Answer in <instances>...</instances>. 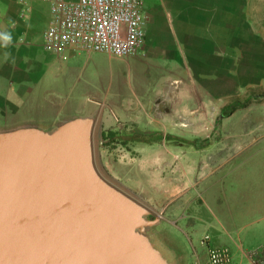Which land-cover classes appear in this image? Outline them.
<instances>
[{
  "label": "crops",
  "instance_id": "obj_1",
  "mask_svg": "<svg viewBox=\"0 0 264 264\" xmlns=\"http://www.w3.org/2000/svg\"><path fill=\"white\" fill-rule=\"evenodd\" d=\"M145 9L148 31L139 54L117 58L73 50L64 61L43 45L47 3L0 0V117L21 125L50 123L73 110L118 109L113 131L158 129L147 126L158 117L179 128L183 115L188 128L209 136L213 132L205 123L249 100L251 90L264 88V0H145ZM112 119L106 114L103 122L112 124ZM152 146L137 148L143 158L130 172L106 161L110 174L124 184L131 177L156 176L158 165L148 155ZM239 181L248 183L232 189L230 206H210L215 221L191 228L189 263L209 233L214 244L230 247L235 264H264V177ZM201 249L205 260L207 249ZM251 251L260 252L257 259H251Z\"/></svg>",
  "mask_w": 264,
  "mask_h": 264
},
{
  "label": "water",
  "instance_id": "obj_2",
  "mask_svg": "<svg viewBox=\"0 0 264 264\" xmlns=\"http://www.w3.org/2000/svg\"><path fill=\"white\" fill-rule=\"evenodd\" d=\"M96 112L0 130V264H178L151 208L99 171Z\"/></svg>",
  "mask_w": 264,
  "mask_h": 264
},
{
  "label": "rangeland",
  "instance_id": "obj_3",
  "mask_svg": "<svg viewBox=\"0 0 264 264\" xmlns=\"http://www.w3.org/2000/svg\"><path fill=\"white\" fill-rule=\"evenodd\" d=\"M136 95L132 92L130 96L135 98ZM248 95L249 100L241 102L242 105H238L232 114L230 112L226 116L220 114L208 124L205 123V128L207 130L210 128L213 132L209 136L204 132H195L193 128L183 129L164 125L161 117L147 124L158 129L136 130L134 138L147 142L157 138L150 131L159 129L164 131L163 133L160 130L164 137L161 145L147 143L154 145L150 147L154 150L148 155L154 157L158 165V174L145 177L143 180V177H131L125 184L122 182L124 180H120L122 178L110 174L105 162L115 168L121 164L130 172L129 168L143 158L142 152L137 148L146 142L124 143L121 136H117L116 139L110 138L107 133L119 125L117 117L120 110L100 109L96 112L97 123L93 143L95 162L99 171L149 207V203L153 205L149 218L158 219L159 223L151 232L170 248L179 259L178 264H199L204 261L202 256L204 250L201 249L202 245L198 243L197 236H194L195 244L198 243L195 247L199 248L196 250L198 255L196 262L189 263V259L185 257L190 236L192 237L194 233L191 228L202 227V224L216 220L210 206H230L233 201L232 189H238L239 185L241 187L248 183L239 179L264 177V88L257 87ZM116 98L118 102L119 96ZM70 112L50 123L29 120L23 124L53 127L64 119L78 115V111ZM106 114L112 115L113 119L110 121L112 124L103 122ZM7 120L0 117V130L20 126ZM121 130L128 131L127 127L123 129L118 127L117 131ZM138 143L141 144L137 145ZM209 143L208 147H202ZM128 185H133L134 189ZM224 216L230 218L231 215Z\"/></svg>",
  "mask_w": 264,
  "mask_h": 264
},
{
  "label": "built area",
  "instance_id": "obj_4",
  "mask_svg": "<svg viewBox=\"0 0 264 264\" xmlns=\"http://www.w3.org/2000/svg\"><path fill=\"white\" fill-rule=\"evenodd\" d=\"M41 1L49 5L50 13L43 35L44 48L64 61L69 60L73 50L117 58L142 51L148 31L145 0ZM178 124L188 128L190 123L180 115ZM212 240L208 233L202 237L201 245L207 249L208 257L199 264H235L230 247L214 244ZM259 255L258 251L249 253L253 260Z\"/></svg>",
  "mask_w": 264,
  "mask_h": 264
},
{
  "label": "trees",
  "instance_id": "obj_5",
  "mask_svg": "<svg viewBox=\"0 0 264 264\" xmlns=\"http://www.w3.org/2000/svg\"><path fill=\"white\" fill-rule=\"evenodd\" d=\"M249 102V101H248ZM243 106H245V105H243ZM236 106H234V107H232L230 110H228V111H224L223 112V115H225L226 116V114L227 113H231V112H234L235 110H236ZM219 122V121H218ZM217 122V123H218ZM152 134H154L155 136H157V138L155 139V140H153V141H151V142H147V141H145V140H142V139H135L134 138V134L136 133V131H131V132H126V131H123V130H121V131H113V130H111L110 132H108L107 133V136H109L110 138H112V139H116L117 138V136H121L122 138H121V140L124 142V143H128V142H146V143H150V144H157V143H162V141H163V139H164V137H163V133L160 131V130H152V131H150ZM159 135H162V136H159ZM210 145V143L209 144H207V145H204V146H202L203 148H206V147H208Z\"/></svg>",
  "mask_w": 264,
  "mask_h": 264
},
{
  "label": "clouds",
  "instance_id": "obj_6",
  "mask_svg": "<svg viewBox=\"0 0 264 264\" xmlns=\"http://www.w3.org/2000/svg\"><path fill=\"white\" fill-rule=\"evenodd\" d=\"M4 39H5V40H10L11 37H10L9 35H5Z\"/></svg>",
  "mask_w": 264,
  "mask_h": 264
}]
</instances>
